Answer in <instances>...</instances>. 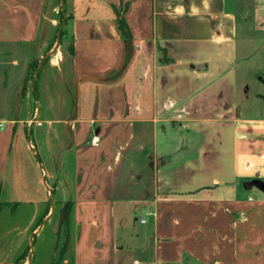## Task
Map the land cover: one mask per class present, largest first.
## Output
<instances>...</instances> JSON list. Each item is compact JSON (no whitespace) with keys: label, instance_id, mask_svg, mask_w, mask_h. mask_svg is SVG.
Wrapping results in <instances>:
<instances>
[{"label":"crops","instance_id":"crops-1","mask_svg":"<svg viewBox=\"0 0 264 264\" xmlns=\"http://www.w3.org/2000/svg\"><path fill=\"white\" fill-rule=\"evenodd\" d=\"M0 67V264H264V0H0Z\"/></svg>","mask_w":264,"mask_h":264},{"label":"rangeland","instance_id":"rangeland-1","mask_svg":"<svg viewBox=\"0 0 264 264\" xmlns=\"http://www.w3.org/2000/svg\"><path fill=\"white\" fill-rule=\"evenodd\" d=\"M68 36L69 35L67 34V38H65V41H64L65 42V46H68V44H69ZM1 72H2V69L0 67V73ZM29 143H31L33 145V147H35V148H31V150L34 151L35 160H36V163L38 165V169L39 170L47 171L50 168L51 169H56L54 165L49 163V156H47V152L44 149H42L41 147L37 146V144L32 139L30 140V138L28 140V144ZM28 147H29V145H28ZM64 153H65V156H64L63 160L67 161L66 166L64 167V172H65L64 173L65 174L64 177H66L67 185H68V187H70V184H71L70 183L71 181H69L70 177H71V171H70V169H71V166H70V164H71L70 163L71 151H70V148H68V150L65 151ZM53 162L56 163V159H53ZM43 179H44V177L41 178V185H42V187L44 189V183H50V182H49V178L44 179V181H43ZM59 185L60 184L57 183L56 189H55V192H54V195H53V198H52V201L50 202V205L52 206V208L55 211L54 214H53V217L48 222H46L44 224L42 223L40 226H38L37 232L39 231L41 233V235L45 237L44 244L46 246H48L49 248H53L54 246H57L58 249L60 250L62 237L60 239L58 234L57 235L54 234L55 231H58L57 228H58V224H60L59 220H60V215L62 213V206L58 205L59 196H60V192L58 190V186ZM48 187H50L49 184H48ZM3 191H5L4 188L2 189V199H4V197H5V194L3 193ZM140 217H141V214L137 213V215H135V218L137 219L138 222H140ZM7 229H8V227L5 226L4 230H2V231L7 232L8 231ZM41 235L34 236L33 238H27L26 237L28 239L27 241H26L25 236L21 235L18 238H20V239L23 238L24 239V243L26 241V245L28 244L29 248L32 250L33 248H36L39 245V243H40V237L39 236H41ZM9 237L10 238H12V237L13 238H17L16 235H15V232H14L13 235L11 234ZM57 240H58V243H57ZM58 255H59V251H57V257H58Z\"/></svg>","mask_w":264,"mask_h":264},{"label":"trees","instance_id":"trees-1","mask_svg":"<svg viewBox=\"0 0 264 264\" xmlns=\"http://www.w3.org/2000/svg\"><path fill=\"white\" fill-rule=\"evenodd\" d=\"M62 20H63V25L60 30V39H62V37L64 36H67V34L69 33V26H70L69 24H70L71 17L66 16L64 12H61V21ZM118 29L123 34L124 37H128L127 28L122 20L118 21Z\"/></svg>","mask_w":264,"mask_h":264},{"label":"water","instance_id":"water-1","mask_svg":"<svg viewBox=\"0 0 264 264\" xmlns=\"http://www.w3.org/2000/svg\"><path fill=\"white\" fill-rule=\"evenodd\" d=\"M242 188L245 191L251 190L252 188H255L257 190H259L260 192L264 193V183L259 181V180H251L249 182H244L242 184ZM65 214H66V208H64L63 212H62V219L65 218Z\"/></svg>","mask_w":264,"mask_h":264},{"label":"built area","instance_id":"built-area-1","mask_svg":"<svg viewBox=\"0 0 264 264\" xmlns=\"http://www.w3.org/2000/svg\"><path fill=\"white\" fill-rule=\"evenodd\" d=\"M142 223H143V221H142Z\"/></svg>","mask_w":264,"mask_h":264}]
</instances>
